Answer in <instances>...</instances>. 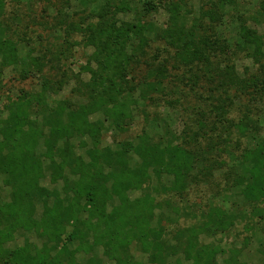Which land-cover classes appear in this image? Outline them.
<instances>
[{"label": "trees", "instance_id": "trees-1", "mask_svg": "<svg viewBox=\"0 0 264 264\" xmlns=\"http://www.w3.org/2000/svg\"><path fill=\"white\" fill-rule=\"evenodd\" d=\"M3 2L0 0V10ZM181 3L169 0L162 5L168 17L165 29L158 30L146 20L157 12L150 0H103L90 16L92 20H83L72 29L93 50L88 64L93 63L95 69H87L91 74L89 102L78 107L59 102L52 107L47 96L62 83L55 88L43 78L40 92H22L5 105L6 117L0 121V193L7 190L10 201L0 202V262L77 264V252L101 247L112 264H141L129 254L136 243L147 264H212L216 252L202 244L200 237H215L224 231L234 214L210 202L206 208L189 209L198 214L196 223L173 232L162 225L165 217H156L155 210L176 208L167 200L161 206L151 193L183 198L201 186L196 178L200 168L207 175V185L215 186L214 174L222 171L228 159L234 165L222 174V185L216 183L221 187L219 193L242 197L245 207L264 204L260 117L253 118L248 108L239 118L231 116L237 93L255 103L264 99V15L257 24L260 29L240 28L236 51L259 63L261 75L241 79L232 66L222 70L213 67L211 60L224 48L214 28L220 20L219 11L235 6V0H218L213 10L192 20L182 11ZM156 43L173 49L179 66L188 70L200 66L204 80L217 83L211 128L199 122V131L189 138L155 141L143 132L115 149L101 146L103 124L91 120L93 116L102 113L116 131L124 132L134 119L130 106L135 103L132 94L136 90L141 102L147 104L159 100L153 94L164 98L161 93L168 75L163 66L157 67L153 81L143 82L140 89L126 81ZM18 52L14 42L0 38V67H20L22 80L42 73L37 57L23 59ZM233 133L239 138L233 139ZM241 138L248 145L237 154ZM46 176L60 184V190L42 186ZM138 192L143 194L131 198ZM37 205L41 207L38 219ZM19 231L33 232L41 247L25 241L21 247L5 248ZM74 242L77 246L70 251L68 244ZM177 257L182 260H173ZM225 264L239 263L232 255Z\"/></svg>", "mask_w": 264, "mask_h": 264}, {"label": "rangeland", "instance_id": "rangeland-1", "mask_svg": "<svg viewBox=\"0 0 264 264\" xmlns=\"http://www.w3.org/2000/svg\"><path fill=\"white\" fill-rule=\"evenodd\" d=\"M150 1L153 2L157 12L148 16L146 20L154 23L158 30L165 29L168 16L163 11L162 5L169 0ZM181 1L182 11L189 20H192L200 17L202 12L213 10L218 0ZM102 3L103 0L96 3L89 0H4L0 10V38L14 42L18 46L19 56L23 59L27 56L37 57L42 64V73L22 80L20 67L15 65L0 67V121L6 117L5 105L16 100L22 92H40L43 78L49 79L55 88H58L60 82L62 83L59 90L55 89V93L47 96V103L52 107L59 102H68L74 107L89 102L92 95L91 74L87 69H95L93 63L88 64L93 50L86 47L85 39L77 32H72V29L80 25L83 20L84 22L92 20L91 17ZM263 12L264 0H235V6L219 11L220 20L214 28L224 48L221 50L222 53H217V59L211 58L214 62L213 67L223 70L226 65L232 66L236 77L241 79L250 75L261 76L259 63L247 58L245 53L236 51V44L239 43L237 37L242 26L260 29L257 24L262 23ZM147 53L144 63L142 62L140 68L133 74L126 76V81L132 85H139L138 89H140L143 82H152L153 71L163 66L167 69L168 75L161 93L164 98L161 99L160 94H153L152 97L159 100L147 104L141 102L140 91L136 90L132 94L135 103H131L130 106L135 113L134 119L124 132L116 131L102 113L93 116L91 120L103 124L100 131V143L103 147L115 149L118 145L135 140L143 132L148 133L155 141L168 142L181 137L189 138L199 131V122L211 128L210 122L214 119L211 110L216 105L214 98L216 99L219 94L218 91H213L217 83L211 84L205 81L200 66L192 67V70L179 66L174 58L173 49H168L163 43H156L147 50ZM261 63L263 68L264 59ZM232 105V117H241V113L242 115L247 113L245 108H248L253 118L260 117V126L264 132V99L255 103L249 96L237 93ZM232 138L237 139L239 135L233 133ZM185 141L189 142L188 139ZM247 145L248 141L241 138L237 154L243 153ZM233 162L228 159L222 171L214 174L215 186L207 185L205 180L207 175L200 168L197 169L196 178L201 186H196L183 198L177 195L166 196L161 192L151 193L161 206L167 200L176 208L173 210L163 206L155 210V214L156 217L163 214L165 218L162 219V225L170 227L175 232L177 228H187L196 223L198 214L189 209H203L213 202L227 209L229 213L232 212L235 219L227 223L224 231L215 237H200L202 244L216 252L212 264H225L232 255H235L239 264H264V204H260L258 208L245 207L242 197L231 192L219 193L221 187L216 186V183L222 185V174L228 168L231 169ZM41 185L49 190H60V184L54 183L47 176L41 180ZM142 194L133 193L131 198ZM9 201L10 195L7 190L0 193V202ZM40 213L41 207L37 205L35 218L38 219ZM25 241L34 244L37 248H40L42 243L33 232L19 231L13 240L5 244V248L21 247ZM68 245L69 250L74 251L77 243ZM129 254L139 263L147 264V257L140 252L136 243L129 248ZM175 259L181 261L182 257L173 260ZM75 260L77 264H112L103 255L101 247L77 252Z\"/></svg>", "mask_w": 264, "mask_h": 264}]
</instances>
